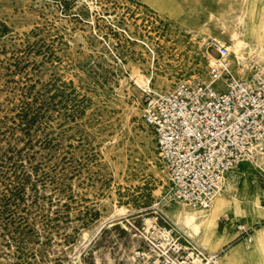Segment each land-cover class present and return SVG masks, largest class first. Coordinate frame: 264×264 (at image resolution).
I'll list each match as a JSON object with an SVG mask.
<instances>
[{"label":"rangeland","instance_id":"1","mask_svg":"<svg viewBox=\"0 0 264 264\" xmlns=\"http://www.w3.org/2000/svg\"><path fill=\"white\" fill-rule=\"evenodd\" d=\"M214 44L238 72L263 63L264 0H0V264H156L157 224L264 264V140L194 209L168 196L142 118L149 94L206 79Z\"/></svg>","mask_w":264,"mask_h":264},{"label":"built area","instance_id":"2","mask_svg":"<svg viewBox=\"0 0 264 264\" xmlns=\"http://www.w3.org/2000/svg\"><path fill=\"white\" fill-rule=\"evenodd\" d=\"M212 47L206 79H181L164 93L149 94L142 109L168 177V196L194 209L208 208L226 175L264 140V62L251 61L238 72L227 46ZM142 235L156 264H218V253L164 224Z\"/></svg>","mask_w":264,"mask_h":264},{"label":"bare ground","instance_id":"3","mask_svg":"<svg viewBox=\"0 0 264 264\" xmlns=\"http://www.w3.org/2000/svg\"><path fill=\"white\" fill-rule=\"evenodd\" d=\"M233 38L235 39V44L234 46H232V49L235 52H239V49L241 48V46L244 44L243 39H240V37H238L236 35V33L232 34ZM230 48V47H229ZM242 54V53H241ZM160 94V93H158ZM218 198V197H217ZM216 198V199H217ZM213 204V203H212ZM200 211V210H198ZM194 212V211H190V212H186L184 211L182 213V218H183V222L186 224V226H191L194 228L195 231H198L199 229V222H201V218L204 217V215H202L200 212ZM179 216V215H178ZM153 218V217H152ZM152 218H145V223L146 225L150 226L152 225ZM181 220V219H180ZM203 221V220H202ZM209 222V221H207ZM261 225V224H260ZM260 235L264 236V225H262V229L260 231ZM248 239V238H247ZM223 255H221L220 257H222ZM133 258V257H132Z\"/></svg>","mask_w":264,"mask_h":264},{"label":"crops","instance_id":"4","mask_svg":"<svg viewBox=\"0 0 264 264\" xmlns=\"http://www.w3.org/2000/svg\"><path fill=\"white\" fill-rule=\"evenodd\" d=\"M220 256H218V259H219Z\"/></svg>","mask_w":264,"mask_h":264}]
</instances>
